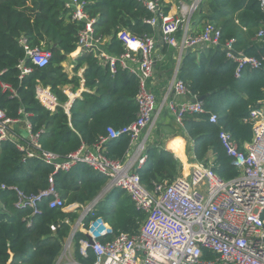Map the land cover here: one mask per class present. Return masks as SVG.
<instances>
[{"label": "trees", "instance_id": "trees-1", "mask_svg": "<svg viewBox=\"0 0 264 264\" xmlns=\"http://www.w3.org/2000/svg\"><path fill=\"white\" fill-rule=\"evenodd\" d=\"M85 11L96 19L94 36L108 40L106 51L115 57L125 53L118 34L126 31L142 38L157 36L158 30L148 23L155 17L138 0H81ZM67 0H0V107L11 120L21 119L23 110L30 114L33 133L40 134L38 143L43 150L63 158L83 145L93 146L107 137V130H122L135 122L138 115L136 96L139 92L137 75L118 64L115 73L103 65L95 49L83 50L73 61V76L64 64L78 50L79 34L84 22L72 20ZM164 14L168 10L163 7ZM196 24H213L221 31V41L234 40V49L260 61L257 69L245 68L236 75L237 65L228 60L221 48H210L197 57L185 56L179 79L207 111L201 115H185L183 136L193 142V161L212 165L223 181L240 175L224 149L219 135L226 131L240 150L253 140L250 111L264 100V41L257 32L264 22L259 0H202ZM200 33L190 34L191 37ZM26 45L22 44V41ZM41 48L52 55L50 63L39 68L26 55V48ZM31 69L23 75L20 69ZM83 70L82 78L79 72ZM84 80L87 90L74 100L68 112L69 97L65 89L76 91ZM2 84L11 87L5 90ZM37 87L50 88L58 106L47 110L38 100ZM210 114L217 116L209 122ZM24 129V127H23ZM107 157L125 161L132 150L131 137L123 134L109 139L103 146ZM146 163L135 171L149 191L156 185L169 184L182 173V164L175 155L157 144L146 148ZM54 186L69 210L50 209L48 200L38 206L39 212L18 210L14 191L2 185L17 187L26 194H38ZM108 178L86 164H78L69 172L54 168L36 158H26L13 143L0 146V264H56L79 217L81 207L94 201L106 187ZM102 218L116 235L135 234L146 219L122 189H113L99 200L85 223ZM78 231L73 239V258L79 264H93L94 253H80L79 241L85 239Z\"/></svg>", "mask_w": 264, "mask_h": 264}, {"label": "built area", "instance_id": "built-area-1", "mask_svg": "<svg viewBox=\"0 0 264 264\" xmlns=\"http://www.w3.org/2000/svg\"><path fill=\"white\" fill-rule=\"evenodd\" d=\"M138 1L155 14L148 23L157 28L165 45L178 47L177 33L185 29L183 49L203 43L221 48L227 59L237 65V76L245 68L261 67L256 58L237 52L234 40L222 43L221 31L213 24H207L199 36L188 35L191 17L202 0H184L190 2L185 17L164 14L161 0ZM259 1L264 13V0ZM86 6L87 3L81 0L66 2L72 20L85 23L79 34L77 53L95 49L101 63L109 66L112 73L116 72L119 64L122 69L137 75V119L119 131L109 128L108 136L101 138L94 145V150L83 145L75 153L63 158L41 148L38 143L40 134L33 133L29 122L30 114L21 110L19 113L22 118L11 120L0 107V146L3 142L13 143L25 153L26 158L39 159L52 166L55 172H69L78 164H86L108 178L100 199L113 189H122L131 198L137 211L146 215V219L137 233L116 235L102 218H93L85 223L100 199L94 200L81 207L56 264H79L73 258V239L78 231L86 235L85 239L79 241L80 253L87 256L91 250L95 256L93 264H264V100L260 107L250 111L253 140L245 145L244 150L238 148L230 133L223 131L219 135L234 167L240 171L237 178L223 181L216 175L212 165L195 162L182 168L181 175L171 183L156 185L153 191L147 190L135 170L146 163L149 134L142 140L140 136L155 123L157 97L151 90L150 81L155 74L156 38L154 35L137 38L126 31L120 32L118 38L124 45L125 53L119 57L112 56L103 50L102 42L95 38L93 27L96 19L87 14ZM257 38L264 41V22L257 32ZM22 44L26 45V42L23 40ZM25 48L27 58L34 65L44 68L50 63L52 55L49 51ZM20 69L23 75L31 72V69L24 67V62H21ZM2 86L14 93L10 86ZM170 94L193 99L179 108L173 101L168 103L179 126H182L185 115L207 113L202 101L192 95L186 84L177 77L169 87ZM36 95L47 110H56L58 103L50 88L37 87ZM167 99L168 96L164 102ZM209 122L216 123L217 116L210 114ZM19 126L24 127L27 136L18 132ZM123 134L131 137L132 150L128 158L119 161L107 157L103 146L109 139L119 138ZM1 189L14 191L17 199L15 207L18 210H32L33 214L39 212L38 206L45 200H48L50 209L69 210L75 207L65 206L52 177L49 187L38 194H26L17 187L5 185Z\"/></svg>", "mask_w": 264, "mask_h": 264}, {"label": "crops", "instance_id": "crops-1", "mask_svg": "<svg viewBox=\"0 0 264 264\" xmlns=\"http://www.w3.org/2000/svg\"><path fill=\"white\" fill-rule=\"evenodd\" d=\"M162 5L165 9L168 10V14L172 16H180L185 17L187 16L186 7L190 4V2H184V0H161ZM199 15L194 13L190 20L189 25V33L190 34H197L200 33L204 26L202 24H196L199 21ZM185 37V29H180L177 33V39L179 41L178 47H169L165 45L160 40L161 36L160 33L155 36L157 46L154 53V58L156 60L155 65V74L150 81L151 90L155 93L157 97V109L155 112V123L151 129H149L145 134L140 136V140L145 138L146 134H149L148 137V145L149 144H157L160 149H167V151L173 153L175 157L181 162L182 168L190 166L192 164L194 155H193V142L187 137H179V136H172V131L176 130L179 124L176 121L174 113L169 109L168 103L173 101L177 108H179L182 104L187 102H192L193 99L189 97H177L174 94L168 95L169 87L175 77L179 78V70L181 66V62L185 56H187L186 50L182 48V43ZM108 44V40H104L102 42V48L106 51V46ZM105 47V48H104ZM213 48L207 45L205 48H200L194 50L192 53H196L197 57H200L202 53L208 51V49ZM109 54V53H108ZM79 55V53H74L70 56V61L67 62L66 65L70 67V69H65L70 76L72 77L73 74V61ZM132 65V63H130ZM64 66V65H63ZM138 66V65H136ZM65 68V66H64ZM137 68V67H136ZM79 77L82 78L83 70L79 72ZM87 90L84 87V80L82 79L80 83V87L73 91L70 87L65 89L66 94L69 97V103L67 106L70 108V105L76 100L80 98L82 93L86 92ZM168 96L167 102H164L165 98ZM182 129V126H180ZM19 133L23 134L25 130L23 126L17 127ZM178 142L183 146V153L182 157H180L175 151H172L171 144ZM90 150H94L93 146H87Z\"/></svg>", "mask_w": 264, "mask_h": 264}, {"label": "water", "instance_id": "water-1", "mask_svg": "<svg viewBox=\"0 0 264 264\" xmlns=\"http://www.w3.org/2000/svg\"><path fill=\"white\" fill-rule=\"evenodd\" d=\"M161 39L162 38H160V40ZM206 46L207 45L205 43H203V44H200V45H197V46H193V47L187 48L186 53L188 55V54L192 53L194 50L200 49V48H205ZM200 101H202V100H200ZM176 135L179 136V137H183V132L181 131V127L180 126H177L176 130L172 131V136H176ZM165 150H167V149H165ZM103 195H104V191H102L100 193V195L95 200L100 199Z\"/></svg>", "mask_w": 264, "mask_h": 264}, {"label": "bare ground", "instance_id": "bare-ground-1", "mask_svg": "<svg viewBox=\"0 0 264 264\" xmlns=\"http://www.w3.org/2000/svg\"><path fill=\"white\" fill-rule=\"evenodd\" d=\"M172 151H175L180 157H182V153H183V146L182 144L175 142L174 144H171V148Z\"/></svg>", "mask_w": 264, "mask_h": 264}, {"label": "rangeland", "instance_id": "rangeland-1", "mask_svg": "<svg viewBox=\"0 0 264 264\" xmlns=\"http://www.w3.org/2000/svg\"><path fill=\"white\" fill-rule=\"evenodd\" d=\"M66 64H67V63H66ZM66 64H64L65 69H70V67H69L68 65H66ZM23 135H24V136H27L26 132H24ZM80 211H81V210H80ZM80 211H79V213H80Z\"/></svg>", "mask_w": 264, "mask_h": 264}]
</instances>
